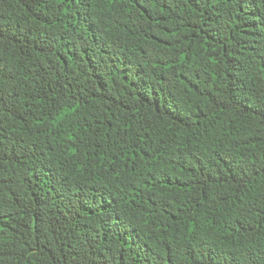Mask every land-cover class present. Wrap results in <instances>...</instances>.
<instances>
[{
	"label": "trees",
	"instance_id": "obj_1",
	"mask_svg": "<svg viewBox=\"0 0 264 264\" xmlns=\"http://www.w3.org/2000/svg\"><path fill=\"white\" fill-rule=\"evenodd\" d=\"M0 264H264V0H0Z\"/></svg>",
	"mask_w": 264,
	"mask_h": 264
}]
</instances>
